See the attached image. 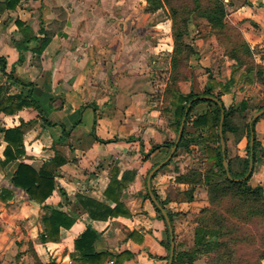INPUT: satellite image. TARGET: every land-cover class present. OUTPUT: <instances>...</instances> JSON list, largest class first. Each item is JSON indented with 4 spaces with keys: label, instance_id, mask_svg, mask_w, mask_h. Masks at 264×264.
Returning a JSON list of instances; mask_svg holds the SVG:
<instances>
[{
    "label": "crops",
    "instance_id": "crops-1",
    "mask_svg": "<svg viewBox=\"0 0 264 264\" xmlns=\"http://www.w3.org/2000/svg\"><path fill=\"white\" fill-rule=\"evenodd\" d=\"M4 1L0 0V56L6 60L5 72L33 83L32 98L49 123L33 108L23 107L14 114L0 112V126L28 122L22 126L24 153L17 161L36 169L53 157L62 161L45 203L73 222L59 228V239H44L40 217L45 209L12 184L15 163L2 164L6 142L0 133V191H10L9 197H0V264H86L74 250V240L86 228L97 234L95 251L129 255L121 264H167L169 250L162 244L166 223L144 197L149 170L165 159L170 148L165 144L176 138L169 128L171 103L163 98L172 40L169 31H161L157 11H145L146 0H20L14 9L4 7ZM225 1L226 21L242 30L255 62L264 67V0ZM205 28L204 37L193 39L197 52L188 66L198 90L209 83L214 92H221L225 107L243 99L264 105V83L252 80L224 55L209 26ZM45 36L49 41L37 52ZM185 74L191 86L192 75ZM7 82L0 70V85ZM157 88H162L161 95ZM20 91L13 83L5 95ZM255 130L264 149V118ZM245 143L241 138L238 146ZM154 145L162 146L151 150ZM190 147L191 153L201 154L198 146ZM191 155L193 160L188 156L159 168L150 182L164 209L172 213L176 241L185 236L188 218L207 204L203 193L188 200V184L174 181L193 167ZM260 159L251 181L264 186V155ZM114 173L119 181L126 176L125 186L108 197L105 190ZM117 199L129 216L97 219L88 212L95 203L112 208ZM188 223L193 243L195 224ZM133 230L134 237L129 236Z\"/></svg>",
    "mask_w": 264,
    "mask_h": 264
},
{
    "label": "trees",
    "instance_id": "trees-1",
    "mask_svg": "<svg viewBox=\"0 0 264 264\" xmlns=\"http://www.w3.org/2000/svg\"><path fill=\"white\" fill-rule=\"evenodd\" d=\"M20 0H5L4 7L14 9ZM187 1V2H186ZM179 4H170L168 12L171 21L170 36L172 48L170 54V73L164 93L169 94L172 119L169 128L177 133L181 119L183 118V128L177 147L171 158L179 152H190L191 145L198 146L203 155L206 168L200 169L190 167L183 173L177 174L174 181L186 183L188 187L184 191L188 200L193 199L192 192L196 186L205 189V199L207 204L199 209L198 215L194 219L193 243L185 250L176 251L174 249L171 264H193V261L200 253H212L205 264H233L235 257V247L243 237L239 232L243 223L258 220L264 225V194L261 184L251 185L249 179L255 168L259 156L264 155L257 138L255 125L260 118H264V112L250 122L251 115L264 105H253L248 100H241L236 104L225 107L221 101V92H214L213 87L206 83L202 90L190 88L187 92H181L176 85L182 78H186L184 68L189 66V60L197 52L196 46L190 37L193 18L203 19L209 26L210 33L216 37L218 44L222 47L224 55L233 59L235 65L243 67L245 74L251 75V79L264 83V67L254 60L253 51L248 42L226 21L227 4L223 0H186ZM164 0H146L145 11L154 12L162 8ZM44 35H46L44 33ZM49 37L45 36L37 52H41ZM6 60L0 56V70L7 75V84L0 85V112L4 114H14L23 107H31L37 112V116L44 123H49L40 106L32 98V82L16 79L11 73L5 72ZM13 83L21 86V91L17 95H5L9 86ZM201 95H211V98H195ZM189 105L187 106V103ZM185 109L187 111L185 112ZM222 117V119H221ZM221 119V122H220ZM28 122L20 121V124L12 127L0 126L2 139L6 142L3 149L4 159L2 164L15 163L14 171L11 175V182L14 186L23 189L30 200L39 203L45 212L40 220L43 225L45 240L59 239V228L68 227L73 219L61 210L50 207L45 203L46 199L55 189L56 167L61 160L55 157L45 161L43 165L36 169L32 165L17 161V158L24 153L22 126ZM221 124L222 138L224 142V157L221 152L219 125ZM190 126L191 129H187ZM232 135L235 142L245 138V155L229 156L228 136ZM252 144L250 145V137ZM173 141L166 143L169 148ZM162 145H154L151 150ZM251 152V155H250ZM171 158L161 167L167 165ZM223 158L227 161V172L223 167ZM252 160L251 172L246 178H242L248 169L249 160ZM160 167V168H161ZM157 172V171H156ZM153 174V176L156 174ZM229 177H228V175ZM152 176V177H153ZM237 179V180H236ZM123 175L119 181L116 173L112 174L110 182L105 190V195L117 190V194L125 186ZM159 203L160 201L154 189H151ZM10 196V191L2 189L0 197ZM145 198L148 193L144 194ZM94 210L88 212L93 218L105 219L115 217L119 214L129 216V211L117 199L114 207H107L101 203H95ZM158 218L163 219L159 209L155 207ZM164 208V207H163ZM171 221L172 213L166 209ZM165 223V222H164ZM166 238L162 242L166 250H169L168 229L165 224ZM136 231H131L129 236L135 235ZM97 239V234L90 228H86L75 240L74 250L76 257L86 264H102L105 259H112L113 264H121L125 257L129 255L125 252L112 254L106 251H95L93 243ZM141 239V236L140 238ZM167 258V255H166ZM42 264V263H40ZM46 264H56L50 261Z\"/></svg>",
    "mask_w": 264,
    "mask_h": 264
},
{
    "label": "rangeland",
    "instance_id": "rangeland-1",
    "mask_svg": "<svg viewBox=\"0 0 264 264\" xmlns=\"http://www.w3.org/2000/svg\"><path fill=\"white\" fill-rule=\"evenodd\" d=\"M164 5L162 8L158 9L156 14H155V18L159 21L162 22L161 24V31L162 29H166V33H170V18H169V6L170 4H179V3H183L186 0H164ZM225 3V0H223ZM231 1V0H230ZM234 2H240L243 0H233ZM187 2V1H186ZM230 23V22H228ZM231 24V23H230ZM232 27L237 30L241 36L243 37V33L242 30L234 25L231 24ZM191 31H190V37H192V40L195 38H202L204 37V35L207 33L206 31V24L205 21L203 19H198V18H193V22L191 25ZM222 48V47H221ZM223 50V49H222ZM184 72L191 74L192 76V80L190 81V85L188 86V79L187 78H182L178 81L176 87L178 90L180 91H185L188 90L189 88H194V89H198L197 88V83H194V79H193V70L187 68H184ZM160 82L163 81V78L160 77ZM194 80V81H193ZM160 89L162 88H157V93L159 95H161L160 93ZM169 94L166 95L164 93L163 98L164 101H169L170 100ZM228 147H229V156L233 157L235 155H245V145H243V147H239L238 146V142H235L234 138L232 135L228 136ZM242 152V153H241ZM194 154V162H192L190 160V165L192 164L193 167H198L200 169H205L206 168V164L203 158V155L198 153H191L190 152H184L181 151L179 152L178 155H176L175 157L171 158V161L168 163L169 165H172L173 163H175L176 161H185V159L188 158V156H190V158H192V155ZM261 156H259V162H257V165H260V161H261ZM193 160V158H192ZM256 165V167H257ZM249 183L251 185H254L253 182L251 181V178L249 179ZM264 184V182H263ZM264 187V186H263ZM264 189V188H263ZM264 191V190H263ZM201 193L205 194V189L201 186H196L195 190L192 192L193 196H200ZM264 194V192H263ZM199 212V211H198ZM198 215V213H196L195 215H191L188 218V222H194V219L196 218V216ZM187 222V224H185L186 232H185V236L183 235L181 238H177L174 239V249L176 251L179 250H185L188 249L189 247H191L192 245V232H191V228H190V224ZM195 226V225H194ZM239 236L243 237L242 240L240 241V243L238 245H236L235 247V257L233 260V264H264V225L262 223H260L258 220H253L252 222H248V223H243V226L241 228V231L238 233ZM168 251V250H167ZM212 253H200L197 258L193 261V264H205L206 261H208V259L211 257Z\"/></svg>",
    "mask_w": 264,
    "mask_h": 264
},
{
    "label": "water",
    "instance_id": "water-1",
    "mask_svg": "<svg viewBox=\"0 0 264 264\" xmlns=\"http://www.w3.org/2000/svg\"><path fill=\"white\" fill-rule=\"evenodd\" d=\"M195 98H211L215 101H217V98H215L214 96H211V95H201V96H197V97H194L193 99ZM191 101H189L187 103V106L189 105ZM187 111V109H185V112ZM264 112V109H260L258 111H255L252 115H251V119H250V122L255 119L258 115H260L261 113ZM222 119V117H221ZM221 119H220V122H221ZM182 128H183V118L181 119V122L179 124V128L177 130V133H176V138L175 140L173 141V144L170 146L169 148V153L168 155L165 157V159H163L162 161H160L159 163H157L156 165H154L148 172L147 174V177H146V186H147V190H148V195H149V198L150 200L152 201V203L155 205V207H157L161 213V215L163 216V219L166 223V226H167V229H168V235H169V256H168V263L167 264H171V261H172V257H173V253H174V239H173V229H172V226H171V221L167 215V212L166 210L162 207V205L159 203V201L156 199L155 195L153 194V192L151 191V188H150V182H151V178L153 176V174L165 163L167 162L170 158H171V155L173 154V152L175 151L176 147H177V144H178V141L180 139V136H181V132H182ZM219 135H220V145H221V152H222V155L224 157V142H223V138H222V131H221V124L219 125ZM252 136L250 137V145L252 144ZM250 155H251V152H250ZM222 164H223V167L225 168L226 172H227V161L225 158H223L222 160ZM251 167H252V160L250 159L249 160V163H248V169H247V172L246 174L242 177V178H246L247 175L251 172ZM228 175V173H227ZM229 177V175H228ZM237 180V179H236Z\"/></svg>",
    "mask_w": 264,
    "mask_h": 264
}]
</instances>
